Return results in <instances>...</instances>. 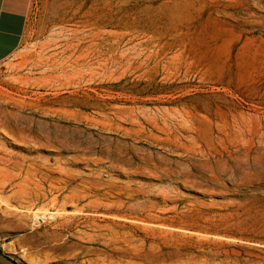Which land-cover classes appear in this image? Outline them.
I'll use <instances>...</instances> for the list:
<instances>
[{"label": "rangeland", "instance_id": "374dc122", "mask_svg": "<svg viewBox=\"0 0 264 264\" xmlns=\"http://www.w3.org/2000/svg\"><path fill=\"white\" fill-rule=\"evenodd\" d=\"M0 251L264 264V0H30L0 62Z\"/></svg>", "mask_w": 264, "mask_h": 264}, {"label": "crops", "instance_id": "0c3cea01", "mask_svg": "<svg viewBox=\"0 0 264 264\" xmlns=\"http://www.w3.org/2000/svg\"><path fill=\"white\" fill-rule=\"evenodd\" d=\"M30 0H0V62L19 48Z\"/></svg>", "mask_w": 264, "mask_h": 264}, {"label": "bare ground", "instance_id": "6f19581e", "mask_svg": "<svg viewBox=\"0 0 264 264\" xmlns=\"http://www.w3.org/2000/svg\"><path fill=\"white\" fill-rule=\"evenodd\" d=\"M94 5V4H93ZM92 7L88 9V12H87V17L88 19L85 20V21H75V29L73 30V33L76 34V33H79L81 29H87L89 32V36H88V39H91L93 40V38L95 37V33L94 31L96 30V8L95 7ZM95 6V5H94ZM75 14H78V9L75 10L74 12ZM70 22V21H69ZM83 24V25H81ZM74 27V26H73ZM82 32V31H81ZM87 35V34H86ZM73 37V36H72ZM91 44V43H90ZM94 44V43H93ZM71 45V44H70ZM85 48V46L83 47ZM75 49V48H74ZM82 51V50H81Z\"/></svg>", "mask_w": 264, "mask_h": 264}, {"label": "water", "instance_id": "95a60500", "mask_svg": "<svg viewBox=\"0 0 264 264\" xmlns=\"http://www.w3.org/2000/svg\"><path fill=\"white\" fill-rule=\"evenodd\" d=\"M0 264H20L14 261L10 256L0 251Z\"/></svg>", "mask_w": 264, "mask_h": 264}]
</instances>
